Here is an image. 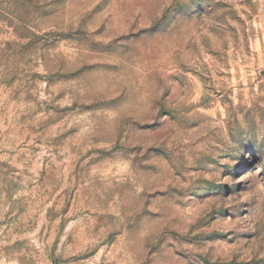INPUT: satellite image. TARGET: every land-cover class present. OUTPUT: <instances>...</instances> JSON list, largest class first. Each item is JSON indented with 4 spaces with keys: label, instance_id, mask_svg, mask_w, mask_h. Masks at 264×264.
Listing matches in <instances>:
<instances>
[{
    "label": "rangeland",
    "instance_id": "374dc122",
    "mask_svg": "<svg viewBox=\"0 0 264 264\" xmlns=\"http://www.w3.org/2000/svg\"><path fill=\"white\" fill-rule=\"evenodd\" d=\"M0 264H264V0H0Z\"/></svg>",
    "mask_w": 264,
    "mask_h": 264
}]
</instances>
